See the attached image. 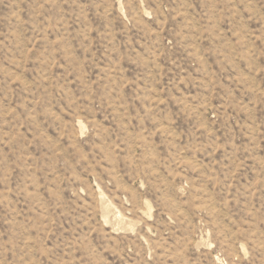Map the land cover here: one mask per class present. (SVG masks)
I'll list each match as a JSON object with an SVG mask.
<instances>
[{"label": "rangeland", "instance_id": "1", "mask_svg": "<svg viewBox=\"0 0 264 264\" xmlns=\"http://www.w3.org/2000/svg\"><path fill=\"white\" fill-rule=\"evenodd\" d=\"M0 264H264V0H0Z\"/></svg>", "mask_w": 264, "mask_h": 264}]
</instances>
